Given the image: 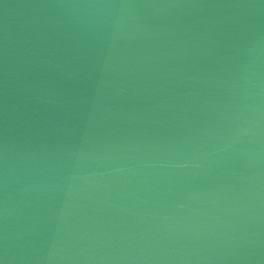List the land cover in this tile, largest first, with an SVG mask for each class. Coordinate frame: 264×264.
<instances>
[{
	"label": "water",
	"instance_id": "1",
	"mask_svg": "<svg viewBox=\"0 0 264 264\" xmlns=\"http://www.w3.org/2000/svg\"><path fill=\"white\" fill-rule=\"evenodd\" d=\"M3 264H264V0H0Z\"/></svg>",
	"mask_w": 264,
	"mask_h": 264
},
{
	"label": "snow or ice",
	"instance_id": "2",
	"mask_svg": "<svg viewBox=\"0 0 264 264\" xmlns=\"http://www.w3.org/2000/svg\"><path fill=\"white\" fill-rule=\"evenodd\" d=\"M0 264H3V260H0Z\"/></svg>",
	"mask_w": 264,
	"mask_h": 264
}]
</instances>
